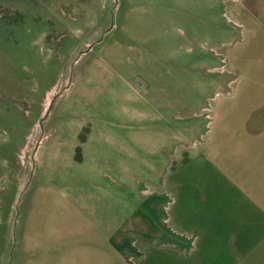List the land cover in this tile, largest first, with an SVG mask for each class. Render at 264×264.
Here are the masks:
<instances>
[{
	"label": "rangeland",
	"instance_id": "374dc122",
	"mask_svg": "<svg viewBox=\"0 0 264 264\" xmlns=\"http://www.w3.org/2000/svg\"><path fill=\"white\" fill-rule=\"evenodd\" d=\"M190 1L0 0V264H55L27 246L26 217L42 213L29 205L46 196L48 182L79 187L83 170L112 186L108 206L102 195L78 197L83 222L110 226L114 240L140 232L128 244L116 240L112 264H138L148 247L168 245L175 232L168 163L185 157L163 158L159 168L156 154L164 156L170 138L155 106L189 96L176 113L183 130L188 119L210 116L209 105L255 103L264 89V0H228L225 30L195 23L202 15L186 11ZM134 4L154 5L157 23L123 24ZM105 124L113 137L101 132ZM106 141L109 151L124 145L141 160L113 172ZM122 193L130 199L124 206ZM73 241L59 264H80Z\"/></svg>",
	"mask_w": 264,
	"mask_h": 264
},
{
	"label": "crops",
	"instance_id": "0c3cea01",
	"mask_svg": "<svg viewBox=\"0 0 264 264\" xmlns=\"http://www.w3.org/2000/svg\"><path fill=\"white\" fill-rule=\"evenodd\" d=\"M227 3L228 0H191L186 11L202 15L201 20L195 22L202 28L210 29L213 25L211 28L225 30L223 15ZM154 5L143 8L139 4L130 5L122 15L123 24L149 27L148 24L157 23L160 13L153 9ZM185 18L184 21L191 24V19ZM229 89L227 85V91ZM240 90L235 86L230 94L235 98ZM175 92L177 95L178 91ZM260 92L255 103L217 101L213 104L215 107H208L210 116L188 119L183 130L178 127L176 113L181 102L187 104L189 100L191 103L189 96L186 99L175 96V104L172 97L165 107L155 106L160 109V118L164 120L170 138L166 155L156 154L160 159L159 168L163 158L177 157L178 153L184 154L185 160L168 163L169 193L175 199L170 224L175 232L170 234L168 245L148 247L138 264H264V89ZM123 99L125 103L137 102L135 97ZM126 105L121 110L127 109L129 104ZM123 130L120 135H124ZM105 131L112 137L115 135V129L110 130L106 124L105 129H101V132ZM109 133L106 136L111 139ZM161 147L158 146L159 151ZM108 149L106 141L105 157L112 158L115 164L111 168L117 174L129 172L131 159L134 163L141 160L124 145L120 151ZM80 174L79 187L67 188L63 187L65 182H48L42 186L46 195L44 200H31L29 206L40 207L42 213L26 217L27 246L30 252L48 258L46 262L59 264L68 247L66 240L74 239L73 248L80 264H112L117 253L114 250L116 240H122L119 245L128 244L130 234L137 236L140 232L120 234L121 238L114 240L115 229L110 226L100 228L96 224H85L81 201L77 206L75 204L78 197L82 200L89 196L97 202V197L102 195L108 206L112 201L109 195L112 186L107 179L99 181L84 170ZM179 175L186 176L185 191L179 188ZM38 186L40 184L33 187ZM125 200L130 201L123 195V206ZM130 203L140 207L145 205L142 200ZM141 237L144 236L141 234ZM50 254L56 256L49 259Z\"/></svg>",
	"mask_w": 264,
	"mask_h": 264
}]
</instances>
